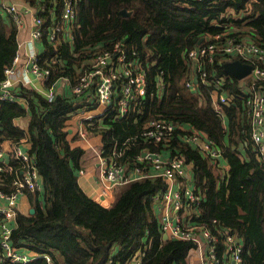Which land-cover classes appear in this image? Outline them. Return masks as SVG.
I'll return each mask as SVG.
<instances>
[{
  "label": "trees",
  "instance_id": "obj_1",
  "mask_svg": "<svg viewBox=\"0 0 264 264\" xmlns=\"http://www.w3.org/2000/svg\"><path fill=\"white\" fill-rule=\"evenodd\" d=\"M39 1L45 5V10L37 13L44 18V30L60 23L66 0ZM75 1L77 17L72 27V42H48L46 52L38 56V64L50 70L45 84L54 83L62 76H69L71 83L76 84L92 56L111 48L116 41L124 43L128 50H135L147 73V92L132 103L125 116L114 105L96 117L95 125L101 126L96 132L103 139L101 151L107 155L121 149L119 159L129 167L136 164V155L144 150L165 151L193 162L194 180L205 194L199 204V216L193 220L214 228L212 220L217 219L218 226L235 230L244 242L245 264H264V162L251 140V122L236 102L238 79L233 77V83L222 87L231 96L225 104L223 118L227 122H223L213 107V84L200 81L196 89L185 83L192 79L191 73L200 79L187 53L204 44L210 35L223 33L250 40L264 50V0ZM37 3L31 0V5ZM122 9L131 14L122 15ZM202 36L205 40L198 44ZM17 50V25L9 14L0 10V82ZM219 56L214 64L206 66L208 77L214 74L225 82L224 77L229 73L224 61L236 57ZM239 57L264 69V61ZM258 83L264 91V80ZM11 91L13 100L0 98V146L5 140L19 143L28 137V152L42 188L34 191L25 188L35 211L17 212L11 222L10 242L19 249L47 254L52 261L48 263L44 257H38L28 264H192L195 242L164 239L154 213L153 197L166 188L162 177L135 180L122 186L110 206L94 200L79 185L85 149L70 144L66 126L72 114L85 106L86 109L96 106V102H89L93 89L81 95L71 91L57 93L52 100L23 84ZM26 117L29 118L27 131L15 123ZM158 117L176 126L166 142L142 135L146 123ZM186 124L209 134L224 147L222 155L229 168L223 174L215 168L219 163L213 166L202 151L182 139L181 127ZM129 137H132L130 142L123 145ZM8 163L11 170H0V192L6 194L16 189L14 182L26 167L13 153ZM145 165L148 169L149 164ZM1 222L0 215V226ZM1 255L0 235V264H12Z\"/></svg>",
  "mask_w": 264,
  "mask_h": 264
},
{
  "label": "built area",
  "instance_id": "obj_2",
  "mask_svg": "<svg viewBox=\"0 0 264 264\" xmlns=\"http://www.w3.org/2000/svg\"><path fill=\"white\" fill-rule=\"evenodd\" d=\"M37 1L39 3L34 6L31 5L30 8L13 0H0V10L9 14L18 28L23 25V9L33 12L35 24L28 55L32 67L19 75L15 66L19 60V54L16 53L12 65L5 69V78L0 82L1 99L13 100L11 89L19 84L34 86L29 73H33L39 79L44 80L45 83L49 80L50 70L42 68L38 64L40 53L37 54L36 52L35 42L42 40L44 37V18L37 15V13L40 10H45V5L41 1ZM76 17V1L66 0L61 12V21L55 23L54 27H50L48 40L52 44H58L59 40L68 41L71 38L73 39L72 27ZM210 36L204 44L191 49L187 53L192 68L195 72L197 71L200 79H187L185 83L187 86L196 89L199 88L200 81L204 84H213L215 88L213 107L220 117H224L226 113L225 104L230 101L231 96L222 90L225 85L223 78L216 77L214 74H210V77H208L209 72L206 66L214 64L216 58L220 57L219 55L241 56L248 60L255 58L264 61V50L250 40L224 36L223 33ZM252 71L251 92L245 98L244 110L251 122V140L255 145L258 156L264 162V91L262 90L263 86L258 83L260 80H264V69L256 63L253 64ZM65 79L68 80V77H65ZM71 89L75 95H81L93 89L94 95L91 96L92 99H89V102H96L95 104L98 106L105 105V108L99 113L100 116L104 115L108 108L114 105L120 115L125 116L130 112L132 103L146 94L148 89L147 73L141 59L137 57V52L133 49L128 50L124 43L116 41L111 48L92 56L90 62L78 75L77 83L72 84ZM43 94L47 99L52 100L56 93L53 89H50ZM86 117L88 120L87 128L80 127L77 130L81 138H89L90 135L96 132L97 127H101L95 125V115H87ZM175 129L176 126L172 121L158 117L146 123L142 135L157 142H166L173 136ZM131 139L132 137L127 138L123 145H127ZM185 140L195 145L210 159L220 155L221 149L215 145L209 134L196 128L191 129ZM22 141L13 143L11 153L26 164L25 170L22 171L23 175L15 180L16 189L12 193L0 192V215L2 216L0 226L1 258L8 259L12 264H28L31 260L44 257L48 263H51L49 255L22 250L13 246L10 242L13 228L11 222L15 220L18 212L19 197L26 194L25 188L33 191L42 188L40 177L31 161L30 154L28 150L25 151L22 148ZM121 153H123L121 149H114L107 155L103 154L102 151L99 152L98 155L102 161L100 173L104 185L92 194L87 193L82 188L87 195L101 204L104 200L110 203L108 195L112 196L116 187L129 184L135 180L160 176L165 180L166 188L155 194L153 199L163 202L166 206V210L162 213L163 216L160 219L162 232L167 233L169 238L193 240L196 244L194 252L199 254L200 264H245L243 256L244 242L241 237L234 233L235 230L223 225L218 226L219 221L217 219L212 220L215 223L214 228L201 221L193 220L195 213L199 214V204L204 200L205 194L200 187L194 186L191 178L187 176L192 167H189V163L184 157L175 155L164 158L159 151L144 150L141 154L136 155V164L129 167L127 163L119 159ZM4 154L6 155L5 150L0 147V170H11ZM145 164H149L148 169ZM86 173L82 168L79 170V174L82 176ZM174 180H177L176 189L170 185ZM173 209L179 212L176 221L172 218ZM199 237L204 238L207 242L205 251L202 249Z\"/></svg>",
  "mask_w": 264,
  "mask_h": 264
},
{
  "label": "crops",
  "instance_id": "obj_3",
  "mask_svg": "<svg viewBox=\"0 0 264 264\" xmlns=\"http://www.w3.org/2000/svg\"><path fill=\"white\" fill-rule=\"evenodd\" d=\"M52 16H54V12L52 13ZM35 28V24H34V15L33 12L31 10H27L24 14V23L21 26V28L19 27L18 29V50L17 53L19 54V60L16 62L15 66L16 69L18 71V74L21 75L23 74L25 71H27L28 69H31L32 67V63L28 58L29 55V45H30V41L32 40V36H33V30ZM49 29L48 30H44V37L42 38V40H38L35 42L36 48H37V54L38 53H44L46 52V46L47 43H51L48 38H49ZM71 40L72 42V38L68 40V42ZM205 40V39H204ZM203 42V41H202ZM236 58H240V57H236ZM234 57L228 60H225L224 62H229V61H233ZM260 66V65H259ZM229 73V72H228ZM216 74V73H215ZM29 76L31 77V79L33 80V85H28L30 87H34L35 89H37L38 91L45 93L47 90L53 89L54 92L57 93H63L65 91H71L72 92V83H71V79L69 76H62L61 78H59L57 81H55L54 83H50L48 85L45 84V81L42 79H39L38 77H36L33 73H29ZM65 77H68V80L65 79ZM190 77L193 80L197 79V75L194 73L190 74ZM234 78H236L235 76H233L232 74H227L225 75L224 79H225V84H231L234 82ZM238 79V78H237ZM253 79V71L251 73H249L248 75H246L245 77H243L242 79H238V81H236L235 84L238 85V87L235 89V95L237 97L236 102L240 104V110H244V103H245V98L248 96V93L251 92V80ZM159 93L162 94V86L159 84ZM227 94L229 93L228 89L224 90ZM55 94V95H56ZM92 99V97L90 98ZM100 106V105H99ZM98 105H96L93 108L90 109H86L84 110H79L78 112L74 113L71 115L70 119L67 121V126L66 129L68 130V135L67 138L70 142V144L72 146H81L82 148H93L96 144H99L100 146H102L103 144V139H102V134L98 133V132H94L92 135L89 136V138H81L79 136V134L77 133V130L80 127H86L88 126V120H87V115L91 116V115H95V117H100L99 113L102 111H97ZM29 118H23V119H17L15 120L16 124L21 125L26 131H27V120ZM223 120V122H227L226 118L224 119L223 117L221 118ZM184 130V134L181 135L182 139L185 140L186 136L188 135V133L191 131L192 128H195L189 124H186L184 126L181 127ZM26 137H24L23 139H25ZM21 139V141L23 140ZM226 141L228 142V138L226 137ZM215 142V141H214ZM215 145L218 146L221 149L220 155L216 158H208L211 162V164L213 166H215L217 163H219L218 166H215L216 170H222V174H223V170L225 168H229V165L227 164L226 160H224L223 158V152H224V147L222 145H219L215 142ZM3 147V149L5 150V158L6 161L9 162V155L11 153L12 147H13V142L11 140H5L1 143V146ZM29 147V142L25 140L22 141V148L23 150L27 151ZM243 156L245 157L246 151L244 148L241 149ZM162 153V152H161ZM164 158H170L172 155H170L169 153H165V151H163L162 153ZM98 158V163L96 164H91L89 166H83V170H85L87 173L86 175L82 176L79 174L78 180H79V184L81 186V188H83L87 193L92 194L93 192L97 191L98 189H101V187L104 185V181L102 180L101 177V173L100 170L102 168V161L100 159V156L97 155ZM213 160H215L213 162ZM189 163V167H193V162L187 161ZM189 169V168H188ZM190 172L188 173V177L191 178L192 183L194 184V186H197L195 180H194V175H193V169L191 168L189 170ZM127 185V184H126ZM170 185L176 189L177 188V180H174L170 183ZM125 185H121L115 188V190L113 191V195L110 196L108 195V199L110 201H103L102 203L106 202L107 204H113L116 197H117V193L119 191V189ZM154 202V213L155 215H157L159 223H160V219L162 218V213L166 210V206L163 204V202L159 201V200H155L153 199ZM105 204V205H107ZM111 204V205H112ZM32 207V199L31 196L29 194H22L19 197L18 200V208L17 211L18 212H29L30 208ZM200 213V212H199ZM179 214V212H177L175 209L172 210V218L176 221V217ZM199 216V214L195 213V217L197 218ZM22 250H27L26 248H22ZM192 264H200V257L199 254L192 251V255H191V259H190ZM197 261V262H194Z\"/></svg>",
  "mask_w": 264,
  "mask_h": 264
},
{
  "label": "water",
  "instance_id": "obj_4",
  "mask_svg": "<svg viewBox=\"0 0 264 264\" xmlns=\"http://www.w3.org/2000/svg\"><path fill=\"white\" fill-rule=\"evenodd\" d=\"M120 13L122 15H129V14H131V11H128L126 9H122V10H120ZM204 39H205V37L202 36L199 39L198 44H201ZM224 67H225V70L227 72H229L230 74H232L233 76H235L238 79H242L243 77H245L246 75L251 73L253 70V64L245 62V61L241 60L240 58H235L233 61L226 62L224 64ZM102 204L105 205L107 203L104 202ZM34 211H35V208L31 207L30 212L32 213ZM163 238L168 239L169 238L168 234L164 232Z\"/></svg>",
  "mask_w": 264,
  "mask_h": 264
},
{
  "label": "rangeland",
  "instance_id": "obj_5",
  "mask_svg": "<svg viewBox=\"0 0 264 264\" xmlns=\"http://www.w3.org/2000/svg\"><path fill=\"white\" fill-rule=\"evenodd\" d=\"M13 1L18 2L21 5L23 4L25 6H28L30 8L32 7L31 6V0H13ZM26 11L27 10L23 9L22 10L23 14H25ZM23 23H24V21H23ZM104 108H105V105H100L98 107L97 111H101ZM247 118H249V117L247 116ZM25 139L28 142V137H26ZM84 149H85V151H84L83 156H82V159H81V163H82L83 166H89L91 164H96V163L99 162L98 161V158H97V155L101 151V146L99 144H96L93 148H89V149L84 148ZM199 240L201 242V246H202L203 251H205L206 250V247H207L206 240L204 238H202V237H199ZM192 251L194 252V248L192 249ZM194 262H197V261H194Z\"/></svg>",
  "mask_w": 264,
  "mask_h": 264
},
{
  "label": "flooded vegetation",
  "instance_id": "obj_6",
  "mask_svg": "<svg viewBox=\"0 0 264 264\" xmlns=\"http://www.w3.org/2000/svg\"><path fill=\"white\" fill-rule=\"evenodd\" d=\"M222 118V117H221Z\"/></svg>",
  "mask_w": 264,
  "mask_h": 264
}]
</instances>
